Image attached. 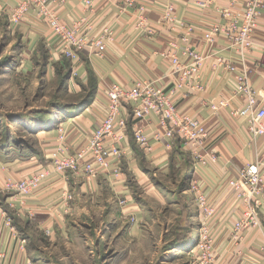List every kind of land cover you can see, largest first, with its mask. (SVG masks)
<instances>
[{
  "label": "crops",
  "instance_id": "0c3cea01",
  "mask_svg": "<svg viewBox=\"0 0 264 264\" xmlns=\"http://www.w3.org/2000/svg\"><path fill=\"white\" fill-rule=\"evenodd\" d=\"M167 1L175 5L180 18L196 27L191 45L199 50L205 47L204 34L210 24L220 20L222 9L230 6V0H140L139 4L146 6V14L156 25V33L148 36L139 33L134 27L136 8L121 13L117 0H97L90 19L95 23L97 32L113 23L116 29L114 41L109 43L103 58L93 51H85L75 62L66 59L78 71V80L73 82L77 88L86 84L88 75L95 76V95L84 104H73V109L42 110L40 119L31 116L32 123L40 120L35 131L45 132L36 134L42 136L38 150H30L29 153L20 146H6V141L1 142L0 247L5 252L3 264H87L88 258L90 264H104L99 252L108 248L103 235L108 236L109 232L117 236L119 243L128 240L129 243L121 244L125 247H121L116 256L105 261V264H141L140 261L133 263L126 258V248L133 242L138 243L144 233L150 232L149 227L155 229L158 224L156 212L153 218L151 216L152 203L156 204L162 195L158 181H171L174 170L182 169L184 163L190 164L192 168L191 156L179 141L170 152L153 141L152 153L145 152L136 143V126L154 129V118L151 123L136 121L133 118V106L126 104L129 119L124 131L127 139L125 146L129 147L132 154L124 160L120 178L98 177L92 182H84L74 179L73 174L53 171L44 186L36 194L27 197L6 191L5 180L7 176L19 178L46 166L48 148L56 141V127L59 125H63L68 132L65 144L72 151L85 143L88 132L102 121V94L111 83L129 87L137 79L150 77L164 78L167 84L172 82L169 65L162 56L168 49L169 41L177 38V33L161 27L163 5ZM17 3L18 0H0V21H8L7 13ZM53 7L67 23L73 22V15L85 14L82 0H66L59 4L54 2ZM7 24L10 37L20 42L22 49L9 64L0 65V78L4 74L12 76L33 70V59H40L41 46L48 49L47 74L53 72L55 63L65 59L58 50L56 36L34 14L15 28L10 26L9 21ZM255 40L256 50L244 65L239 64L238 67L248 71L252 85L264 95V52L261 50L264 46V13L255 29ZM213 47L225 60L238 61V56L227 49L226 38L219 37ZM17 58H21V61L17 62ZM203 77L206 90L200 94L195 92L183 96L179 108L200 118L209 128L208 149L220 155L221 161L201 169L198 180L209 193L211 201L218 205L221 222L228 220V216L230 221H234L239 214L229 204L226 180L237 175L247 163L264 161V137L252 139L246 132V119L231 116L229 108L219 115L205 108L202 99L212 101L219 96L227 98L233 83L223 70L212 68V60L206 62ZM96 96L99 99L96 100ZM241 103L238 100L232 106L237 107ZM60 112L65 113V116ZM132 183L138 188H134ZM64 192L74 196L70 208L62 202ZM122 199H126L124 205L120 204ZM132 215H135L136 223L129 222ZM7 218L10 224H7ZM195 219L199 226V210ZM261 219L262 227L245 231L242 244L237 249L226 241V234H221L216 264H264V252L260 248L264 240V210ZM108 224L113 225L108 228ZM46 229L50 230V235H47ZM188 248L189 245H186L185 250ZM95 251H99L97 258ZM187 255L192 258L190 254ZM191 261L195 264L193 258ZM148 264L158 263L150 258Z\"/></svg>",
  "mask_w": 264,
  "mask_h": 264
},
{
  "label": "built area",
  "instance_id": "2783aa9c",
  "mask_svg": "<svg viewBox=\"0 0 264 264\" xmlns=\"http://www.w3.org/2000/svg\"><path fill=\"white\" fill-rule=\"evenodd\" d=\"M65 1L18 0L7 13L10 26L15 28L34 14L56 36L58 50L66 59L75 62L85 51H93L103 58L116 35L114 24L95 31V23L90 15L97 0H82L85 14L73 15V22L67 23L53 7L54 2L59 4ZM117 1L121 13L136 8L134 27L139 33L148 36L156 33V25L146 14V6L139 4L140 0ZM263 13L264 0H230V6L222 9L221 19L213 21L205 32V47L199 50L191 45L196 27L180 18L175 5L167 1L163 5L161 27L177 33V38L169 41L168 49L162 56L169 65L172 82L167 84L164 78L150 77L137 79L129 87L111 83L103 91V100L100 98L104 109L102 121L88 132L85 143L72 151L65 144L68 132L63 125L57 126L56 141L48 148L46 166L19 178L7 176L5 190L24 197L34 195L53 171L73 174L74 179L84 182H92L98 177L120 178L124 160L132 154L125 146L127 139L124 132L129 119L125 106L130 104L136 121L146 120L149 123L153 118L156 121L154 129L139 125L134 129V139L145 152L152 153L153 141L162 145L167 152L172 151L179 141L190 154L193 169L190 189L195 195L200 220L198 238L193 246H189L187 253L195 264H216L221 234H226V241L237 249L242 244L245 231L263 225L264 161L249 162L237 175L226 180L229 204L238 210L239 215L234 221H230L228 216V220L221 222L218 205L211 201L209 193L198 180V172L220 162V155L208 149L210 131L204 121L182 111L179 102L183 96L206 90L203 68L208 60H212V68L223 70L233 87L227 98L219 96L212 101L202 99V105L215 115L229 108L231 116L246 119V132L252 139L264 137V95L252 85L248 71L238 67L239 64L244 65L256 50L255 29ZM221 36L226 38L227 49L238 56V61L225 60L215 51L213 46ZM261 48L264 52V46ZM73 77H78L75 68ZM238 100L242 101L241 105L233 107V102ZM73 200L71 193H63L62 202L68 208ZM125 203L126 199L120 200L121 205ZM130 221L137 222L135 215L130 217ZM6 222L10 224V219L7 218ZM46 233L50 235V230L46 229ZM260 248L264 252V240ZM4 260L5 252L0 247V264Z\"/></svg>",
  "mask_w": 264,
  "mask_h": 264
},
{
  "label": "rangeland",
  "instance_id": "374dc122",
  "mask_svg": "<svg viewBox=\"0 0 264 264\" xmlns=\"http://www.w3.org/2000/svg\"><path fill=\"white\" fill-rule=\"evenodd\" d=\"M7 22L0 21L2 66L9 64L15 54L22 49L21 43L10 37ZM40 49L41 57L40 59L34 57L33 70L12 76L4 74L0 78V145L2 141H6V146L11 144L12 147L20 146L26 152L38 150L42 136L36 134L44 131H35V126L40 125L38 122L40 120L32 123L31 116L40 119L42 110L73 109V104L77 106L84 104L95 94V76L88 75L86 84L77 88L73 82L78 78L73 77V68L66 58L55 63L53 72L47 74L45 67L46 59L49 58L48 49L45 46H41ZM6 58L8 60L4 63ZM20 61L21 58H17V62ZM60 113L65 116V113ZM183 166L182 169L174 170L175 175L171 181H158L162 195L156 204L152 203L151 214L153 218L156 212L158 224L155 229L149 227L150 232L144 233L138 243L133 242L126 248L128 249L126 258L131 262L140 261L141 264H148L152 258L154 261L157 260L158 264H192V258L187 255L185 249L186 245L193 246L198 238L199 226L195 219L198 209L194 192L190 189L192 168L188 163H184ZM132 186L138 188L134 183ZM112 225L108 224V228ZM103 236L109 246L100 252L95 251L94 255L97 258L99 252L105 264V261L116 256L121 247H125L121 244L129 243V240L119 243L117 236L110 232L108 236ZM86 263H91L89 258Z\"/></svg>",
  "mask_w": 264,
  "mask_h": 264
},
{
  "label": "trees",
  "instance_id": "16d2710c",
  "mask_svg": "<svg viewBox=\"0 0 264 264\" xmlns=\"http://www.w3.org/2000/svg\"><path fill=\"white\" fill-rule=\"evenodd\" d=\"M94 88L96 89V83H95V85H94ZM95 89H94V92H96ZM94 95H95V94H94ZM94 95H93V96H94ZM93 96H92V97H93ZM90 99H91V98H90ZM90 99H89V100H90ZM60 110H61V109H60Z\"/></svg>",
  "mask_w": 264,
  "mask_h": 264
}]
</instances>
